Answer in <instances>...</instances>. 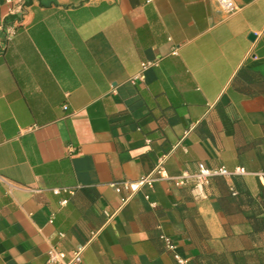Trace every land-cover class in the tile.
Listing matches in <instances>:
<instances>
[{
    "label": "crops",
    "instance_id": "0c3cea01",
    "mask_svg": "<svg viewBox=\"0 0 264 264\" xmlns=\"http://www.w3.org/2000/svg\"><path fill=\"white\" fill-rule=\"evenodd\" d=\"M234 2L0 0V264H264V0ZM199 163L246 172L174 184Z\"/></svg>",
    "mask_w": 264,
    "mask_h": 264
},
{
    "label": "built area",
    "instance_id": "2783aa9c",
    "mask_svg": "<svg viewBox=\"0 0 264 264\" xmlns=\"http://www.w3.org/2000/svg\"><path fill=\"white\" fill-rule=\"evenodd\" d=\"M218 4L226 12H234L237 6L234 0H217ZM176 52V50H175ZM142 78V76L140 77ZM66 108V106H64ZM161 163H158L153 170L147 174L139 177L135 180H124L119 183L120 188H123L126 194L122 197V204L128 202L133 195L138 192L144 185L152 186L157 180V173L161 171ZM246 172L244 167H237L234 170H229L225 166H220L216 168H211L206 166L204 163H199L198 169L194 174L188 172L182 173L180 176L173 178L175 185H187L191 184L192 190L198 192V194L203 195L205 193L206 186L209 185L210 180L214 176H231L235 174H244ZM55 194H59L62 188H55ZM67 200H63L65 204ZM52 220V219H51ZM169 246L173 245L169 242ZM85 245H81L74 249L72 252L67 253L64 249L58 246H52L48 251V259L45 264H82L83 261V250ZM179 259L180 263H185L184 260Z\"/></svg>",
    "mask_w": 264,
    "mask_h": 264
}]
</instances>
